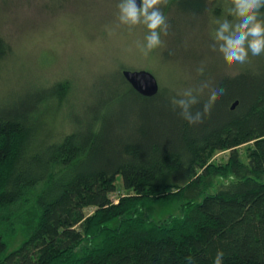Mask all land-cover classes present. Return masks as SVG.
Instances as JSON below:
<instances>
[{"label":"trees","instance_id":"obj_1","mask_svg":"<svg viewBox=\"0 0 264 264\" xmlns=\"http://www.w3.org/2000/svg\"><path fill=\"white\" fill-rule=\"evenodd\" d=\"M225 1L164 0L163 12L218 16ZM124 70L137 69L0 102V264H213L218 250L224 264H264V69L221 74L224 94L195 120L173 110V88L144 97Z\"/></svg>","mask_w":264,"mask_h":264},{"label":"rangeland","instance_id":"obj_2","mask_svg":"<svg viewBox=\"0 0 264 264\" xmlns=\"http://www.w3.org/2000/svg\"><path fill=\"white\" fill-rule=\"evenodd\" d=\"M207 1L209 6L215 4V0ZM118 3L119 0H0V40L10 51L0 61V102L25 98L61 76L72 79L81 90L94 87L101 76L119 66L146 69L161 86L182 93L198 85L203 62L211 81L197 88L200 95H206L221 74H235L241 68L264 69V55L250 56L244 65L228 61L223 50L211 43V20L216 15L210 9L208 14L200 13L197 6L195 10H183L182 3L164 13L168 34L162 36L159 48L145 56L138 47L144 40V26L129 29L121 25ZM226 3L214 12L227 11ZM164 4L162 0V11ZM83 100L81 93L79 102ZM240 152L246 159V147ZM227 157L228 152H222L214 159L226 161ZM122 189L120 177L118 192ZM114 201L118 203L117 197ZM171 213L177 215L178 209ZM168 214L152 210L157 218ZM20 236L8 237L10 250L20 246L24 240Z\"/></svg>","mask_w":264,"mask_h":264},{"label":"clouds","instance_id":"obj_3","mask_svg":"<svg viewBox=\"0 0 264 264\" xmlns=\"http://www.w3.org/2000/svg\"><path fill=\"white\" fill-rule=\"evenodd\" d=\"M162 0H119L118 20L121 25L131 29L143 25L145 35L140 52L147 56L159 48L163 41L162 36L168 34L167 17L161 10ZM227 11L211 20L209 33L211 43L223 50L230 62L244 65L249 57L264 55V0H228ZM205 64L200 65L201 76L198 85L188 88L171 98L173 110L179 109L189 119H199L210 110L217 96L223 95L225 89L220 84H212L210 91L204 97L202 104L198 103L200 93L197 88H203L211 81V76L204 72ZM225 253L218 250L213 264H224ZM187 264H193V257L185 258Z\"/></svg>","mask_w":264,"mask_h":264},{"label":"water","instance_id":"obj_4","mask_svg":"<svg viewBox=\"0 0 264 264\" xmlns=\"http://www.w3.org/2000/svg\"><path fill=\"white\" fill-rule=\"evenodd\" d=\"M139 6V0H138ZM1 46V40H0ZM123 76L128 81V83L137 91L140 95L144 97H155L160 91V84L154 74L147 70H124ZM238 103L234 104L235 108Z\"/></svg>","mask_w":264,"mask_h":264}]
</instances>
